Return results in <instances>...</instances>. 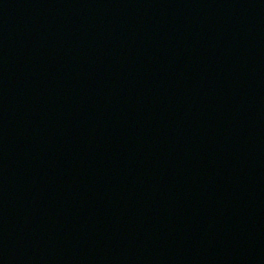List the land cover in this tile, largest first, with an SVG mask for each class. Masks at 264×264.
<instances>
[{
  "label": "water",
  "instance_id": "water-1",
  "mask_svg": "<svg viewBox=\"0 0 264 264\" xmlns=\"http://www.w3.org/2000/svg\"><path fill=\"white\" fill-rule=\"evenodd\" d=\"M0 264H264V0H0Z\"/></svg>",
  "mask_w": 264,
  "mask_h": 264
}]
</instances>
